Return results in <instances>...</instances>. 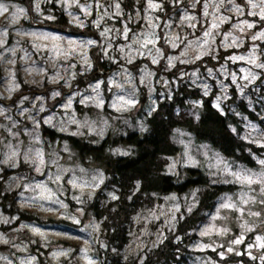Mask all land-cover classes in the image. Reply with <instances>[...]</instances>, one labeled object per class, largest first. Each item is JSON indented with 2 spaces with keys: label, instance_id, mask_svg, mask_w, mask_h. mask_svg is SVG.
I'll return each instance as SVG.
<instances>
[{
  "label": "rangeland",
  "instance_id": "obj_1",
  "mask_svg": "<svg viewBox=\"0 0 264 264\" xmlns=\"http://www.w3.org/2000/svg\"><path fill=\"white\" fill-rule=\"evenodd\" d=\"M0 6V195L14 192L19 208L38 217L17 221L0 205V264L101 263V222L86 206L106 174L42 127L98 142L109 131L144 130L134 117L144 96L154 109L185 84L215 93V106L225 112L231 99L252 107L264 91V0H0ZM55 8L90 34L57 26ZM201 101H188L192 113ZM241 135L260 149L255 167L173 130L182 152L167 159L169 173L179 162L237 187L219 197L197 229L185 264H252L243 256L264 264V119L245 115ZM129 149L118 145L112 153ZM105 193V201L117 196L112 188ZM198 195L196 188L148 199L131 219L123 264L142 261L175 233Z\"/></svg>",
  "mask_w": 264,
  "mask_h": 264
},
{
  "label": "trees",
  "instance_id": "obj_2",
  "mask_svg": "<svg viewBox=\"0 0 264 264\" xmlns=\"http://www.w3.org/2000/svg\"><path fill=\"white\" fill-rule=\"evenodd\" d=\"M53 13L57 26L67 25V18L61 9L55 8ZM99 64L109 67L105 61ZM93 73L90 75L93 76ZM261 93L252 107L244 99H231L225 112L215 106V93L206 96L185 84L177 88L172 97L160 101L154 109H151V103L144 96L134 117L142 119L145 129L128 130L123 134L109 131L98 142L48 127L41 128L43 135L52 141L60 139L69 142L81 161L97 163L106 174V181L86 206L101 222L105 247L102 246L97 253L100 264L125 263L122 251L130 240L131 219L148 199L169 193L184 194L198 188L196 207L178 221L175 233H170L142 261L128 260V264H185L188 261L191 255L188 246L198 237L197 229L214 211L219 197L237 187L232 183H214L204 169L183 167L179 162L175 172L169 173L170 162L167 159L182 152V147L172 139L173 130L184 129L193 135L197 143L207 144L235 163L255 167L253 155L260 149L246 142L241 131L245 115L263 122L264 91ZM191 99L202 100L194 113L188 102ZM118 145L129 147V152L114 155L112 148ZM111 188L117 196L105 201V191ZM0 199L5 211L18 215L17 221L38 219L30 211L19 208L14 192H5L0 195ZM242 258L258 264L246 256Z\"/></svg>",
  "mask_w": 264,
  "mask_h": 264
},
{
  "label": "water",
  "instance_id": "obj_3",
  "mask_svg": "<svg viewBox=\"0 0 264 264\" xmlns=\"http://www.w3.org/2000/svg\"><path fill=\"white\" fill-rule=\"evenodd\" d=\"M62 29L68 31L71 34H81V35H89L90 32L86 31V30H80L76 27H73L69 24L65 25L64 27H62ZM94 35V33H92ZM96 74V73H95ZM101 74H104V72H102ZM97 75V74H96ZM88 78L91 77V75L87 76Z\"/></svg>",
  "mask_w": 264,
  "mask_h": 264
},
{
  "label": "snow or ice",
  "instance_id": "obj_4",
  "mask_svg": "<svg viewBox=\"0 0 264 264\" xmlns=\"http://www.w3.org/2000/svg\"><path fill=\"white\" fill-rule=\"evenodd\" d=\"M0 7H2V6H0ZM6 10V9H5ZM249 27H251V25H249ZM237 243H239V241H237Z\"/></svg>",
  "mask_w": 264,
  "mask_h": 264
}]
</instances>
